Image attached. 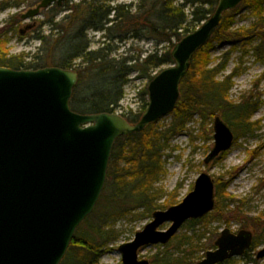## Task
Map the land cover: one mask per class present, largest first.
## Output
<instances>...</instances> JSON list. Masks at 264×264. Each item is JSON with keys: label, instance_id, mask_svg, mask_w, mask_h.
Listing matches in <instances>:
<instances>
[{"label": "water", "instance_id": "1", "mask_svg": "<svg viewBox=\"0 0 264 264\" xmlns=\"http://www.w3.org/2000/svg\"><path fill=\"white\" fill-rule=\"evenodd\" d=\"M69 0H42L24 21ZM244 0H219L215 12L174 46V64L148 85V107L136 124L117 113L79 114L70 101L79 74L46 67L13 70L0 67V264H61L80 225L94 212L107 181L114 145L120 137L143 132L173 113L180 86L195 54L214 36L226 12ZM32 28L27 26V29ZM210 164L230 150L234 133L217 116ZM215 179L202 173L183 201L153 212L152 221L118 248L123 264H151L140 252L166 245L189 220L216 208ZM171 223L168 230H160ZM249 230L221 232L216 249L198 264H221L242 257L252 246ZM264 258V250L257 255Z\"/></svg>", "mask_w": 264, "mask_h": 264}, {"label": "trees", "instance_id": "2", "mask_svg": "<svg viewBox=\"0 0 264 264\" xmlns=\"http://www.w3.org/2000/svg\"><path fill=\"white\" fill-rule=\"evenodd\" d=\"M218 1L140 0L136 5L112 6L102 0H81L73 4L69 1L61 7L54 5L49 8L56 11L53 19L48 21L50 34L42 32L35 37L41 42L44 53L30 62L26 61L27 56L10 55L6 49V37L17 31V22H14L11 26L8 24L10 28L0 31V67L38 70L54 66L74 70L77 66L78 69L74 71L79 74V83L70 101L71 109L79 114L115 113L124 97L128 77L137 73L140 78L148 77L151 81L160 70L173 65L171 51L175 44L207 20L215 12ZM24 4L26 0H3L0 2V12L20 8ZM188 8L191 9L190 13H187ZM244 10L252 15L254 21L248 28L235 29L236 17ZM63 12L68 13L56 22L57 16ZM89 30L103 33L105 41L123 43L131 38L146 39L154 40L157 47L163 44L168 47H163L161 52L158 49L144 59L117 60L112 58L111 45L91 50L87 36ZM256 39L259 41L254 44ZM215 42L230 43L233 48H239L241 44L244 51L252 48L264 59V0H244L243 8L237 7L224 14L211 41L193 57L180 86L181 96L172 113L171 124H151L141 133L117 139L101 199L92 215L78 228L61 264H101L102 256L110 250L109 245L119 238L114 229L119 220L128 218L139 209L142 211L137 216L141 219L151 218L154 211L164 209L165 206H157L163 192L156 185L166 174L165 154L171 147L172 139L188 130L195 117H199L201 123H206L220 116L227 121L233 133L235 131V141L242 135L254 133L255 123L251 122L254 106L247 102L235 104L231 100L230 92L237 71L222 76L228 67L229 53L213 59L211 51ZM57 52H65L60 60H55ZM77 60H81L79 65L75 64ZM85 74L88 80L84 92L89 90L92 94L79 100L75 95L82 86ZM141 95L144 101L141 114L131 112L123 115L131 124L137 123L148 107L147 89ZM226 189L227 185L222 189L216 182L217 212L235 202L232 196L227 195ZM174 203L172 199L166 206L171 207ZM212 214L185 225L189 227L207 222ZM185 237H179L177 247L189 244ZM262 241L255 239L252 249ZM165 253H158L152 264H185L183 260L174 259L173 254ZM223 264H234V261Z\"/></svg>", "mask_w": 264, "mask_h": 264}, {"label": "rangeland", "instance_id": "3", "mask_svg": "<svg viewBox=\"0 0 264 264\" xmlns=\"http://www.w3.org/2000/svg\"><path fill=\"white\" fill-rule=\"evenodd\" d=\"M41 1L26 0V4L20 8H10L0 12V31L7 27L10 28L11 23L17 22V31L15 32L17 35H13L15 33L8 34L6 49L12 56H27V62L44 53L45 50L42 48L41 42L35 37L42 32L45 35L50 34L51 26L48 21L53 19L56 12L46 9L36 18L26 21L21 19V15L36 8ZM70 1L73 4L79 3L81 0ZM102 1L112 6L136 5L140 2V0ZM239 7L243 8V3ZM133 11L135 12V9ZM190 12L191 9L188 8L187 13ZM67 13L59 14L56 22L61 21ZM253 21L252 15L244 10L242 14L236 17L234 28H248ZM27 26L32 28L27 29ZM87 36L91 42V50L111 45L112 58L117 60L124 58L144 59L158 49L161 52L163 47L164 49L168 47L164 44L157 47L154 40L146 39L131 38L123 43L114 40L105 41L103 33L91 30ZM55 37H53L54 40ZM257 41L259 39L253 43L256 44ZM109 42L111 43L109 44ZM240 45H238L239 48H233L230 43L219 44L215 42L211 53L213 59H218L225 53H229L227 57L229 59L228 67L222 76L237 71V75L233 79L234 86L230 92V98L235 104L245 102L253 104L254 112L251 115V122L255 123L254 133L238 137L225 155H221L219 159L207 165L204 160L215 144L214 120L201 123V119L195 117L188 130L172 139L171 147L164 157L166 174L161 177L156 185V188L163 192L157 206H165L164 209L159 210L169 208L166 205L172 199L175 201L172 206L180 204L193 191L196 180L204 172L210 174L222 189L227 185L226 193L228 196H232L235 202L223 211L212 212L213 214L207 222L195 223L189 227L184 225L167 245L146 248L140 254V258L148 259L151 263L158 253L162 254L166 251L165 254H173L174 259L183 260L185 264H198L205 258L207 252L216 249L215 241L220 237L221 232L227 228L232 233L249 230L253 232L257 241H262L264 235V59L260 58V54L252 48H246L244 51ZM63 53L65 52H57L55 60H60ZM80 62L81 60H77L75 64L79 65ZM74 68L78 69L77 66ZM152 74L155 73L152 72ZM87 80L88 76L85 74L82 86L75 95L79 100L88 98L92 94L89 90L84 92L86 91ZM149 83L148 77L140 78L137 73L131 74L124 87V97L115 113L120 115H128L131 112L141 114L144 105L141 93L148 88ZM93 84L92 86H94ZM172 120L173 115L171 113L156 124L168 126ZM223 120L225 121V119ZM225 122L228 125L227 121ZM218 203L217 200V205ZM141 211L142 209H139L129 215L128 218L117 222L114 229L119 234V238L109 245L110 250L102 256L101 264H123L118 248L122 244L132 241L136 233L142 231L152 220V217L141 219L140 216H137ZM170 227L171 223H166L160 230H168ZM181 236H186L185 241H189V244L177 247V242ZM262 250H264V241L256 248L251 249L244 257L234 258L232 261L234 264H264V258L257 259V254Z\"/></svg>", "mask_w": 264, "mask_h": 264}]
</instances>
